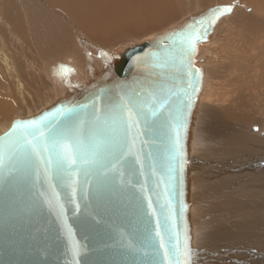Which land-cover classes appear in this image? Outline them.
<instances>
[{
    "label": "water",
    "instance_id": "water-1",
    "mask_svg": "<svg viewBox=\"0 0 264 264\" xmlns=\"http://www.w3.org/2000/svg\"><path fill=\"white\" fill-rule=\"evenodd\" d=\"M228 8L190 14L143 45L127 48L113 67L69 97L12 120L0 134V264H167L157 231L166 246L170 236L175 242L174 234L181 245L190 237L192 250L190 144L205 79L197 55L220 17L230 14ZM189 25L200 37L194 45L170 39L193 31ZM129 110L136 121L130 131ZM29 121H40L43 135L16 129ZM66 129H82L89 149L103 141L98 163L57 168L43 144ZM32 132L28 139L39 155L20 147Z\"/></svg>",
    "mask_w": 264,
    "mask_h": 264
},
{
    "label": "rangeland",
    "instance_id": "rangeland-1",
    "mask_svg": "<svg viewBox=\"0 0 264 264\" xmlns=\"http://www.w3.org/2000/svg\"><path fill=\"white\" fill-rule=\"evenodd\" d=\"M31 1L28 0V3L25 0L23 3L22 0H18L19 4L14 6L11 5V0H0V76L4 77L6 84L5 88L0 85L3 92L0 94V134L9 129L10 123L16 116L25 117L28 113H36L37 110L40 111V107L46 108L48 101L49 105L56 99V97L49 98V95H44L43 99H40L41 103L36 105L34 99L30 97L38 92L42 93L40 87L44 86L42 82L34 80L38 77L34 71L25 68L23 54L27 44L19 42V39H27L29 35L26 32L17 33L16 27L30 32L31 28L27 26L25 19L31 20L33 17L30 8L35 3ZM176 1L182 4V0ZM188 1L183 0V4H180L183 9L181 8L177 14L179 16L175 15L176 17L170 19L171 22L168 20L165 24L142 34H134L132 30L123 32L124 28H130L132 21H120L109 26L111 30H120V34L118 39L113 37L110 40L112 41L110 44H114L115 47L108 49L110 56L106 54L107 62L100 71L106 68L111 55L115 58L123 54V51L140 40L175 26L198 10L233 4L239 7L233 8L230 14L220 17L221 20H218L212 39L200 46L197 58L198 67L206 70L205 78H208L209 90L214 89L213 93H215L210 94L211 103L206 100L201 103L203 107L209 105L210 112H207L208 115L199 114L198 116L197 114L196 126L198 127L193 136V141H196L190 144L192 150L190 161L199 160L198 166L202 172L199 177V192L198 185H191L192 190H195L194 195L199 193L200 197H194L192 191L190 192L192 215L199 214L197 226L195 224L192 226V248H198L202 252L197 258L194 257L195 264H264V146L258 153L254 148L259 145L253 146L247 140L245 143L235 145L236 142L232 140L233 134L229 130V125L232 123H228L234 122L230 119L238 120L234 118L238 115L239 119L249 117L252 119L250 121L253 126L247 127L252 129V132L247 129V133L255 135H250L252 138L258 137L260 140L264 138V3L258 5L259 0ZM260 1L264 2V0ZM38 2L43 6L40 0ZM20 11L22 14L24 11L27 12L28 18L26 16L24 18ZM12 15H16V19H12ZM139 20L140 18L134 23H138ZM75 27L77 31L80 29L77 24ZM143 33L147 37L143 38ZM146 33H150L149 36ZM74 34L73 37L70 35L72 41L76 40ZM79 34L91 41V37L86 32ZM127 41H133V43L129 45ZM90 44L93 47H99L102 51L105 49L94 41ZM31 53L35 55L34 51L28 55ZM11 64L19 66L24 72L20 73L17 69L19 78L21 80L23 78L26 86L25 99L31 108L28 109L29 111L19 107L15 81L6 74L7 66ZM77 88L74 87L73 90ZM3 95H10L15 109L11 110L6 103L2 102ZM20 100L23 102L21 96ZM211 104L213 107L210 106ZM217 107H220V113L223 114L220 120L215 117V113L219 111ZM32 110L33 112H30ZM235 110L239 112H233ZM249 112L250 115H248ZM224 114H228V119L226 118L228 121L225 120ZM197 140L201 143H197L199 142ZM196 152L201 155H196ZM196 166L195 164L192 167ZM196 181H198L197 178ZM262 204L263 206H260Z\"/></svg>",
    "mask_w": 264,
    "mask_h": 264
},
{
    "label": "bare ground",
    "instance_id": "bare-ground-1",
    "mask_svg": "<svg viewBox=\"0 0 264 264\" xmlns=\"http://www.w3.org/2000/svg\"><path fill=\"white\" fill-rule=\"evenodd\" d=\"M17 1L18 0H11V5L17 6L19 4L17 3ZM22 1L24 3L25 0H22ZM40 1L42 2L43 6H41L38 0L31 1L33 4L35 3L30 8L33 17L31 18V20L25 19L27 26L31 28L30 32L26 31V29L20 30V27H16V29L18 30L17 33L20 32L21 34H23L24 32H26L29 35L27 39H24V38L19 39V42H23L24 44H27L28 46V47L25 46V53L23 54L25 56L24 61L26 62L25 68L31 69L32 71H34L36 74V77L38 76L34 80L38 82H42V85L44 86V87H40V90H42V93L38 92L35 96H30L32 99H34L36 105H39L41 103L40 99L42 100L43 99L42 97L44 95L45 96L49 95V98L56 97L54 101L60 100L62 98H67L70 96V93L73 91L74 87H78L84 84L86 80L92 74L96 73L97 75L95 76L100 75L101 73L100 70L107 62L108 58L106 57L110 56V52L108 49L115 47L114 44H110L112 42V41L110 42V40H112L113 37L118 39V35L120 34V30L118 29L111 30L109 26L116 24V23H120V21H130V22L132 21L130 28H124L123 32H128L132 30L134 34H140V33L142 34V32L145 33V31L147 32L149 30H152L153 28H156L157 26L165 24L168 20H170L171 18H174L175 15L179 16L177 14L180 12L182 8V6H180L181 2L179 0L178 1L180 3H178L176 0H40ZM188 2H190V0ZM32 3L30 5H32ZM263 3L264 2L260 0L258 1V5L263 4ZM182 4H183V0H182ZM230 7H232V9L239 8L236 4L229 6V8ZM26 13L27 12L25 11L23 12V14L21 12L24 18L26 16ZM12 16H11L12 19H16V15H12ZM139 18H140L139 22L134 23ZM75 24H77V26L80 28L78 31L76 30ZM80 32H86L91 37L90 39L91 41H94L99 46L105 47L104 51H102V49H100L99 47H93L90 44L91 41L83 37L84 35L79 34ZM73 33L76 34V35L74 34L75 39H76L75 41H72L70 39L71 38L70 35L72 36ZM144 33L142 35L143 38L147 37V36H144ZM149 34L150 33L148 34L146 33V35L148 36ZM145 41H147L146 38L140 40L134 45H137V44L143 45ZM131 43H133V41H127V44L130 45ZM203 44H201L200 46H202ZM200 46L198 49V55L200 52ZM32 51L35 52V55L33 56L32 53L28 55V53ZM106 54L108 56H106ZM120 55L116 56L115 58H113L111 55V58L109 59V63H107L108 65L103 70L105 71L113 67L117 61H120V57H119ZM198 55H197V58H198ZM17 69L20 71V73L21 72L24 73L23 70L19 68V66L17 65L14 66L13 64H11L7 66L6 74L9 76V78L15 81V90L19 98V101H18L19 107H21L22 109L30 110L31 108H29L28 106L29 104L26 102V99H25L26 86L23 82V78L22 80L19 78ZM208 73H210V71H208ZM207 79L208 78L204 79V94L202 95V99L203 101L206 100V102H209L211 99V98L209 99L210 94L213 93L214 89L212 88L213 90H209V87L207 86L208 85ZM0 83H1L0 85H3V88L6 87L5 79L3 76H0ZM2 93L3 92L0 86V94ZM20 96L22 97L23 102H21ZM2 98H3L2 102L6 103L10 107L11 110L15 109L14 104L10 100V95L8 96L3 95ZM13 99H16V98H13ZM48 103L49 101L47 102V105ZM210 106H212V104ZM43 108L44 106L40 107V110H42ZM209 108H210L209 105L205 107H203V105L199 106V108L196 110V113H195L194 124H196V120L199 114L208 115V113L210 112ZM217 108H218L217 110L220 109V107H217ZM221 110H222V107H221ZM30 112H33V110ZM220 112L221 111L219 110L218 113H215V117L218 118L219 120L223 116V114ZM233 112H236V110ZM250 114L251 113L249 112L248 115ZM29 115H32V113H28L27 116ZM227 115L228 114L226 115L224 114V116H226L225 120L228 119ZM5 116H7V114ZM234 118H237L238 120L230 119L231 121H234V122H228V123H232L229 125L230 126L229 130L233 134L232 140L236 142L235 145L239 143H245L247 140L253 146L259 145L254 149H256L258 153L261 152L264 146V138L261 137L262 139L260 140L258 137L257 138L254 137L255 138L254 139L250 137V135L251 136H255V135H253L252 133L251 134L247 133V129L250 130V132H252V129L247 128L248 126H253L251 124L252 119L246 116L242 119H239V115L235 116ZM197 127L198 126L195 125V129H197ZM241 131H244V132L241 133ZM241 135H245V136H241ZM192 140H193V136H192ZM195 141L196 140H194L193 142ZM197 141H199L197 143H201L200 140H197ZM246 145L247 144H245V146ZM191 154H192V150L190 149V155ZM196 155H201V154H198L196 152ZM198 161L199 160H197L196 162L190 161L189 177H190L191 185H195V184L198 185L197 191L199 192V177L202 172H200L201 169L198 166ZM195 164L197 166L192 167ZM196 178L198 181H196ZM191 191L194 197H200L199 193L197 195H194L195 190H192V188L190 189V192ZM189 199H190V196H189ZM222 199L224 200V198ZM260 206H263V204ZM198 217H199V214H193V215L190 214L191 232H192V226L196 225ZM243 234H244V231H243ZM201 253L202 252H200V249L192 248L191 259H192L193 264H195L194 257L197 258V256L200 255Z\"/></svg>",
    "mask_w": 264,
    "mask_h": 264
},
{
    "label": "snow or ice",
    "instance_id": "snow-or-ice-1",
    "mask_svg": "<svg viewBox=\"0 0 264 264\" xmlns=\"http://www.w3.org/2000/svg\"><path fill=\"white\" fill-rule=\"evenodd\" d=\"M224 11H231L230 8L224 9ZM197 24H203L204 20H200L196 22ZM189 29H193V31L185 30L180 33L172 34L170 39H173L175 42L176 39H180L181 43L187 42L189 45H194L196 40H198L199 34L195 30L194 25H189ZM198 71V70H197ZM67 111L72 112V109H68ZM153 115L156 113L153 112ZM106 123L107 118H102L101 116H96V120H102ZM40 121H29L24 123H19L16 125V129H35L41 132L43 135V130L39 128ZM135 118L133 113L128 111V130L135 126ZM51 132V130H50ZM12 135H15V129L13 130ZM28 135L35 136V132L26 133L24 136V143L20 145V147H24L25 145L31 148V152L33 154L39 155L40 148L32 143V140L28 139ZM103 141H96L92 145L91 149H89L87 142L84 139V132L82 129H66L63 131H58L52 133L50 136L46 137L45 143L43 144V151L50 152L55 157V164L58 169L68 171L73 168V166L78 163H98L101 158V145ZM175 145L179 148L180 139L179 132H177V138L175 141ZM182 155V153H181ZM52 158H49L48 163L51 164ZM182 170V169H181ZM171 217V211L169 214V218ZM171 231V229H169ZM156 235L160 238V248L165 250L164 259L167 264H191V256L192 250L189 245L190 237L185 236L184 243L181 245L179 235L174 234L169 237L168 246H166L164 236L161 235L159 231L156 232ZM74 255L78 254V246L74 245L73 247Z\"/></svg>",
    "mask_w": 264,
    "mask_h": 264
}]
</instances>
